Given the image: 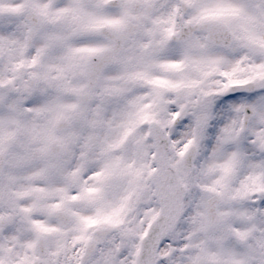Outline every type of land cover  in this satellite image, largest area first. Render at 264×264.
<instances>
[{
  "label": "snow or ice",
  "instance_id": "obj_1",
  "mask_svg": "<svg viewBox=\"0 0 264 264\" xmlns=\"http://www.w3.org/2000/svg\"><path fill=\"white\" fill-rule=\"evenodd\" d=\"M0 264H264V0H0Z\"/></svg>",
  "mask_w": 264,
  "mask_h": 264
}]
</instances>
